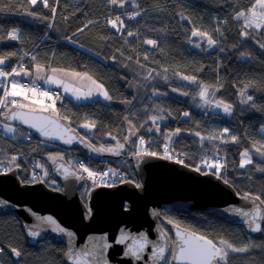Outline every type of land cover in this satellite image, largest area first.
<instances>
[{
	"label": "trees",
	"instance_id": "trees-1",
	"mask_svg": "<svg viewBox=\"0 0 264 264\" xmlns=\"http://www.w3.org/2000/svg\"><path fill=\"white\" fill-rule=\"evenodd\" d=\"M48 3L49 7H44L41 0L36 5H29L27 0H20L19 3L16 0H0V9H3L0 11V56L16 53L9 57L4 66L8 72L17 65L19 68L24 60L26 69L33 70L39 63L47 69L87 72L102 82L112 95V101L96 98L77 102L69 96L63 97V92L56 100L58 114L68 117L71 124L95 147L115 146L117 140L124 143L123 138L128 135L129 129L125 117L136 124L139 128L137 136L131 138L132 143L125 144L120 155L105 152L90 157L80 149H73L88 167L119 168L123 163L122 173L127 179L136 180L129 157L134 151L137 137L143 136L151 142V150L162 152L164 134L179 128L180 134L173 136L170 144L174 158L177 154L185 164L195 168L200 165L201 159L215 158L218 152L227 164L225 178L237 192L259 194L264 199V172L256 170L257 165L264 167V157L256 154L252 148L253 144L259 146L264 143V134L260 131L264 125V49L257 43H264V31L259 34L253 32L252 39H243L239 34L242 21L232 18L235 11L247 6V0H135L138 8L131 0L126 2L124 8L109 4L108 0H58V3L48 0ZM52 7H55V13ZM29 10L36 15H27ZM134 11L141 14L133 20L127 19ZM118 15L125 25V30L120 32L107 24V20ZM225 20L228 21L226 24ZM49 24L52 26L49 27ZM217 27L223 35L214 31ZM13 28L20 31L21 39L7 37ZM193 28L212 34L218 46L208 48L206 42L195 37L189 42ZM128 31L136 35L128 36ZM69 37L71 39H67ZM147 39L156 40L157 45L144 43ZM197 42L201 44L200 48L195 47ZM220 48L224 51H220ZM241 53L249 55L241 58ZM145 55L147 60L144 59ZM33 56L36 57L35 61L32 60ZM150 70L156 75L166 74L169 80H161L157 75L151 85L145 84L144 77ZM179 74L195 75L198 81L211 85L210 92L215 90L212 97L232 104V114L227 116L202 110L197 95L198 85L177 82L175 77ZM244 84L255 85L249 87L247 93L253 96L255 107L252 106L253 102L240 103L239 90ZM170 86L188 92V97L181 100L164 94ZM152 91H158L161 95H153ZM184 112H189L190 116L184 117ZM153 115L165 117L158 121L159 132L148 131L154 128L149 120ZM92 121L96 124L94 128L82 127ZM145 121L147 123L140 128L139 125ZM224 128H229L231 134L239 138V143L224 144L219 140H204L201 143L200 137L195 136V132H200L201 136L219 135ZM26 132V137L13 138L5 134L0 125V161L6 165L11 156H17L16 164L20 165L19 177L22 182L43 180L60 190L61 185L55 178L49 157L62 155L68 160L65 150L41 142ZM245 148L250 150L253 163L240 168V153ZM37 164L43 166L41 170H37ZM45 169L47 175L42 171ZM201 171L208 170L201 165ZM91 187L92 183L86 182L80 195L85 198ZM169 219L210 238L228 239L238 247L248 242L264 245V232L260 237H254L242 225L204 212L164 209L161 221L166 229L165 222ZM12 247L22 252L17 261L9 253ZM0 248L4 250L0 254V264H65L64 243L46 240L37 246H30L14 214L0 215ZM229 264H264V247H253L244 253H230Z\"/></svg>",
	"mask_w": 264,
	"mask_h": 264
},
{
	"label": "snow or ice",
	"instance_id": "snow-or-ice-1",
	"mask_svg": "<svg viewBox=\"0 0 264 264\" xmlns=\"http://www.w3.org/2000/svg\"><path fill=\"white\" fill-rule=\"evenodd\" d=\"M17 3L20 0H16ZM38 0H27L29 5H36ZM44 7H49L48 0H41ZM55 3H58V0H54ZM126 2L128 0H108L109 4L117 5L120 8H124ZM135 7H139V5L135 4V0H131ZM3 9H0L2 11ZM52 12L55 13V7H52ZM27 15L35 16L36 13L33 11H27ZM141 13L140 11H134L133 13L127 16V19L133 20ZM54 18V17H53ZM183 18V17H182ZM236 21H242V25L240 28V36L243 39H252L253 32L259 34L261 31H264V0H247V6L240 7L238 11L234 12L232 17ZM228 21L225 20L226 24ZM89 23H93L89 21ZM107 24H109L116 31H124L125 25L124 20L121 16H116L113 19L107 20ZM52 25L49 24V27ZM87 27V25H85ZM251 29L252 31H249ZM83 31V29H80ZM214 31L219 32L221 35L223 33L217 27ZM128 36L136 35V33L128 31ZM7 37L12 40L21 39V33L18 29L13 28L11 31L7 33ZM199 38L200 41H204L207 44L208 48H213L218 46V41L207 31H201L199 29L193 28L191 32V37L189 38V42H191V38ZM2 38V37H0ZM67 39H71L70 37ZM75 42V41H73ZM144 43L152 46L157 45V41L153 39H147ZM259 47L264 49V43H259ZM195 47L200 48L201 44L199 42L195 43ZM236 47V45H233ZM220 51H224L223 48L219 49ZM16 53H9L7 56H0V65H4L5 62L11 56H15ZM24 55H28L24 53ZM248 53H241V58L248 56ZM22 58V57H21ZM114 59V57H113ZM131 59V57H128ZM145 60L148 59L147 55L144 57ZM32 60H36V57L33 56ZM139 63V61H137ZM141 67H144L141 65ZM152 71L150 70L145 77L146 80L153 79ZM167 72V69H164ZM45 72V67L39 63L35 65V76L31 81V86L20 84L17 80L12 79L10 81V87L8 85H0L3 90V94L0 95V108L5 109L4 112H0V115L6 116L8 121H19L24 125H28L30 128L35 129L42 136L47 138H55L63 140L66 144H71L74 139H77L75 135H72V129L69 127H65V125L61 124L60 117L58 111L55 107L56 99H59V94L56 97H53V94L41 88L40 84L37 83V80H43L44 84H55L63 87L65 92H71L78 100L81 98L88 99L91 98L94 94H98L103 97L104 100L111 101L113 99L112 95L109 94L108 90L105 88L104 84L99 80L95 79L92 75L87 72H76L69 71L63 68H51L50 75H43ZM23 74L24 76H29L31 73L26 70L21 64L19 66V70L17 68H12L10 72L4 71L2 67H0V77L9 78L20 76ZM159 75V73H157ZM180 79L183 81H188L191 83H196L199 87V91L197 95L202 101L203 105H213L217 109H222L225 114L231 115L233 112V105L227 103L223 100H212L209 99V96H215V90L210 92L211 85L205 84L202 81H198L195 75H183L179 74ZM165 80L168 79L167 76L163 77ZM249 87H255L254 84H244V86L239 90V96L242 98L240 100L241 104H249V102H253V96L248 95ZM173 92H180V89L173 88ZM181 95L188 96V92H181ZM153 95H161L158 91H154ZM21 97L22 100H18L17 98ZM11 98V99H10ZM49 101V102H46ZM125 103H131L130 101H124ZM11 106V107H9ZM252 106L255 107L254 102ZM163 112V109H161ZM45 113H50V115H45ZM184 117H189V112L183 113ZM63 119L67 120L68 117H63ZM128 121L129 129L128 135L124 136V143H121L119 140L116 141L115 146L105 147L101 145L100 147H95L91 143L88 144L94 152L97 153H112L114 155H120V150L125 148V144L132 143L131 138L137 136L139 132V128H137L136 124H133L132 120L128 117H125ZM165 119L163 115H153L149 117L154 128H149V132H159L160 126L158 121ZM147 123L145 121L143 124H140L139 127L143 128ZM2 124L5 134H15L17 132V128L14 127L10 123H5L4 121H0ZM96 126L95 121L90 123H85L82 125L84 128H94ZM261 133L264 134V125L261 126ZM181 132V129L177 128L173 132L165 133V143L163 144V151L158 152L155 150H151V142L146 141L143 136L137 137V142L134 143V151L131 152V155L135 157L138 161L142 160L145 157H161L166 160H171L174 158L173 152L170 148V144L173 136H178ZM195 136L200 137L201 143L204 140L215 141L219 140L221 143H239V138L236 135H232L229 128H224L219 132V135L210 134L208 136H201L200 132H195ZM15 138V136H13ZM116 139L115 137H112ZM81 142L84 140L81 138ZM255 153L261 157H264V143H261L259 146L256 144L252 145ZM50 160L53 163H56L58 160L62 161L63 156H50ZM17 156H11L8 160V167L4 169L5 172L12 171V166L15 165L16 168H19L20 165L16 164ZM176 162L179 164H184V160L180 159L178 156L176 157ZM264 162V161H262ZM253 163V157L250 153V150L245 148L240 153V168H245L247 165ZM3 165V161H0V166ZM201 165L205 166L208 171L204 172L205 175L211 173L216 176L218 179H223L225 184H229L230 181L225 178V169L227 167L226 161H224L219 155L218 152L215 155V158L205 157L201 159L200 165L195 166L194 170L196 172H201ZM188 166V165H185ZM37 168L43 167L40 164L36 165ZM58 168L63 169L65 177L68 175H73L77 180H91L92 187L99 186L97 184V178L107 187H112L113 184L107 183V179L110 177H117L121 183H134L136 188L142 187L141 184L136 183L135 181H129L124 174L117 173L114 169H108L105 172H97L89 167H87L83 163H79L78 169L76 172H70L69 167H65L63 163L58 164ZM256 170L259 172H264V167L256 166ZM86 173V176L83 175ZM47 170L45 169L44 175H47ZM33 180H35V175L33 176ZM240 195V193H237ZM241 198L251 204V208L245 209L244 207H234L231 211L240 216L243 219V222L248 226V228L252 232H264V227H262L261 221H264V199L261 198V195H252L251 193H243ZM6 201H0V204H5ZM31 211V210H29ZM91 214V210L89 209V215ZM33 215H35L33 213ZM153 215H157L156 212ZM38 220L49 222L52 225H55L53 231L59 233H66L69 238H72L74 234L72 232H67L66 229L60 227L56 221L51 217H37ZM169 224H173L175 228V237L169 236V234L161 230L159 240L163 241V243H157L149 241L147 235L141 233L139 237H131L132 243L127 246V251L124 253L127 255H132L136 259H142L141 253H143L146 247L151 244L152 252L149 257L150 260L159 264V262L163 261L164 264H229V256L230 253H244L248 252L253 247H264V245H257L253 242H248L243 244L242 246H236L233 242L225 239L223 237L220 238H210L207 234H201L196 231L190 230L188 228H182L178 222H174L173 220H168ZM27 227L28 235L31 237H38L40 235L39 231L33 230V228L37 227L35 225L31 227ZM104 239V238H97ZM129 236L126 233L121 234L120 238L116 241V243H124L125 240H128ZM95 245L92 246V249H89L85 246L82 249L74 250L71 242L69 244L68 250L64 253L66 259L71 261L72 264H101V261L96 259L97 253L95 251ZM104 247H110V245L105 244ZM3 248H0V254L3 253ZM11 252L16 256L20 257L22 252L15 247L11 248ZM167 253V255H166ZM102 255V253L100 254ZM89 257H92L89 260ZM102 264H108V261L105 259L102 261Z\"/></svg>",
	"mask_w": 264,
	"mask_h": 264
},
{
	"label": "water",
	"instance_id": "water-1",
	"mask_svg": "<svg viewBox=\"0 0 264 264\" xmlns=\"http://www.w3.org/2000/svg\"><path fill=\"white\" fill-rule=\"evenodd\" d=\"M59 117L61 124L71 128L73 130L71 134L77 137L71 144H66L60 139L44 137L28 125L15 120L8 121L6 116L1 115V120L22 127L41 142L67 150L80 149L90 157L103 155L88 147L92 142L84 137L70 120H65L60 115ZM81 138L84 140L83 143ZM130 160L136 180H128L135 181L142 187L136 188L134 183L121 182L114 183L112 187L98 184L99 186L91 187L87 191L85 198L80 195L85 186L84 180H77L73 175L65 177L63 169L58 168V164L63 163L65 167H69L70 172H76L64 157L62 161L58 160L56 163L51 160L55 178L61 185L60 190L49 186L43 180L22 182L19 177L20 167L0 172V201L7 202L0 204V215H16L26 242L30 246H37L46 240L64 243L66 251L70 242L74 250L85 246L92 249L95 245L98 254L96 259L100 260L101 264L105 259L108 264H156L149 259L152 252L151 244L141 253L142 259L138 260L124 253L127 246L132 243L131 237H139L141 233L146 234L149 241L157 243H163L159 240L161 230L175 237L173 224L165 222L168 228L166 229L164 222L161 221L164 209L204 212L242 225L245 231L254 237L262 235V232H252L243 219L231 211L234 207H244L247 210L251 208V204L244 201L241 198L243 194L238 195L237 190L230 183L225 184L223 179H218L211 173L205 175L204 171L196 172L194 167L185 166L187 165L185 163L179 164L176 159L145 157L138 161L131 155ZM154 212L157 215H153ZM48 216L74 236L69 238L66 233L53 231L55 225L37 219ZM261 223L264 227V221ZM33 225L37 226L33 230L40 232L38 237L28 235L26 226ZM122 232L126 233L129 239L124 243H116ZM105 244L110 247L105 248ZM9 253L15 261L20 258L16 257L11 249ZM91 259L92 257H89V260ZM64 262L72 264L66 257ZM159 264L164 262L161 261Z\"/></svg>",
	"mask_w": 264,
	"mask_h": 264
},
{
	"label": "rangeland",
	"instance_id": "rangeland-1",
	"mask_svg": "<svg viewBox=\"0 0 264 264\" xmlns=\"http://www.w3.org/2000/svg\"><path fill=\"white\" fill-rule=\"evenodd\" d=\"M197 40H199V38H197ZM7 62V61H6ZM1 67V66H0ZM4 69V68H3ZM26 69V68H25ZM17 70H19V68H17ZM26 70H28L30 73H31V75H35V70L33 69V70H30V69H26ZM5 71V70H4ZM50 72L49 73V75L51 74V69H46L45 68V72ZM70 71V70H69ZM77 72V71H76ZM81 73H83V72H81ZM148 74V73H147ZM147 74L145 75V77L147 76ZM31 75H29V76H31ZM152 76H153V79H150V80H146L145 79V84H152V82L154 81V78L155 77H157V75L156 74H154V73H152ZM164 76H167L166 74H160L159 75V78L161 79V80H164V81H167V80H169V78L167 79V80H165L163 77ZM144 77V78H145ZM2 77H0V79H1ZM14 79H16V76H15V78ZM175 79H176V81L177 82H184V83H187V84H192L191 82H188V81H183V80H181L180 79V75H178V76H176L175 77ZM20 82V84H21V80L19 81ZM58 87H60L61 89H63V87L62 86H60V85H57ZM173 88H178V87H176V86H170L169 87V89H168V91L167 92H164V94H168V95H171V96H174V97H177V98H179V99H181V100H185L188 96H184V95H181L180 93L181 92H185V91H182L180 88H178V89H180V92H173L172 91V89ZM55 89H57V88H55ZM59 90V89H58ZM60 91V93H62L63 91H64V89L63 90H59ZM65 92V91H64ZM154 91H152V93H153ZM67 94L68 93H70L72 96V98L73 99H75L74 101H81V102H84V101H88V100H92V99H96V98H98V99H102V100H104L103 99V97H101V96H99L98 94H94L91 98H88V99H84V98H81V99H77L71 92H66ZM64 96H66V95H64ZM53 97L55 98V96L53 95ZM11 99V98H10ZM209 99H212V100H218V99H214L211 95L209 96ZM18 100H22V98L21 97H18ZM104 101H108V100H104ZM112 101V100H111ZM46 102H48V101H46ZM55 107H56V101H55ZM200 107H201V109L202 110H204V111H206V112H219V113H223V114H225L224 112H223V110L222 109H217V108H215L214 107V104L213 105H203V103H202V101L200 102ZM225 115H227V116H229L228 114H225ZM2 121V120H1ZM1 125V129H2V131H4V129H3V126H2V124H0ZM14 127H16L17 128V132L15 133V134H11V133H9L8 135H10V136H15V137H17V138H22V137H26V135H27V132H26V130L25 129H23L22 127H19V126H15V125H13ZM86 129H89V128H86ZM123 150V149H122ZM122 150H120V152L122 151ZM6 166L8 167V162L6 163ZM87 166V165H86ZM13 167V166H12ZM88 167V166H87ZM90 168V167H89ZM205 169H207L206 167H205ZM37 170H41V168H39V169H37ZM92 170H94L93 168H92ZM208 170V169H207ZM43 171V173H44V171L45 170H42ZM52 184V183H51ZM100 184V183H99Z\"/></svg>",
	"mask_w": 264,
	"mask_h": 264
},
{
	"label": "built area",
	"instance_id": "built-area-1",
	"mask_svg": "<svg viewBox=\"0 0 264 264\" xmlns=\"http://www.w3.org/2000/svg\"><path fill=\"white\" fill-rule=\"evenodd\" d=\"M114 18H115V17H114ZM22 64H23V66H25L24 60H23V63H22ZM17 66H18V65H17ZM17 66H15V68H17ZM9 72H10V71H9ZM12 79H14V77H9V78H7V79L3 78V79L0 80V85H8V86H9V85H10V81H11ZM31 81H32V79H22L21 84L31 86ZM37 83L40 84V86H41L42 89L50 91L55 97H56L57 94H59V97H61V93H60V91H59L58 89H55V88H44L43 85H42V83H40V82H38V81H37ZM2 94H3V90H2V87H0V95H2ZM2 109H3V108H0V112H2ZM66 153H67V158H68V160L70 161V163H71L76 169H78V165H79V163H83V164H85L84 159H83L81 156H79L78 154H75L74 152L69 151V150H67ZM177 156H178V155L176 154V155H175V159H176ZM178 157H179V156H178ZM126 161H127V160H126ZM85 165H86V164H85ZM123 165H124V164L122 163L121 166H120L119 168L117 167V168L94 169V171H97V172H105V171H107L108 169H114V170L117 171V173H118V175H119V174H123L122 171H121V168H123ZM5 168H7L6 165H2V166H0V172H5V171H4ZM83 175L86 176V173H83ZM85 181H87V182H91V183H92L91 180H87V179H85ZM118 181H119V179H118L117 177H110V178L107 179V183H116V182H118ZM97 183H101V184H103V183L99 180V177L97 178Z\"/></svg>",
	"mask_w": 264,
	"mask_h": 264
},
{
	"label": "crops",
	"instance_id": "crops-1",
	"mask_svg": "<svg viewBox=\"0 0 264 264\" xmlns=\"http://www.w3.org/2000/svg\"><path fill=\"white\" fill-rule=\"evenodd\" d=\"M6 65V62H5V64L4 65H0L2 68H4V66ZM34 70H35V67L33 68ZM47 69V68H46ZM49 73L50 72H44L43 73V75H45V76H47V75H49ZM35 75H31V76H24L23 74H21L20 76H16V79L15 80H17L18 82L20 81V80H22V78H31V77H34ZM2 79V78H1ZM41 83H43L44 84V82H43V80H39ZM20 83V82H19ZM45 86H47V87H49V88H57V89H59V90H63V89H61L60 87H58L57 85H55V84H44ZM10 87V86H9ZM64 95H66V96H69L71 99H73L71 96V94L70 93H66V92H64L63 91V97H64ZM57 100V99H56ZM73 100H75V99H73ZM78 102H81V101H78Z\"/></svg>",
	"mask_w": 264,
	"mask_h": 264
}]
</instances>
